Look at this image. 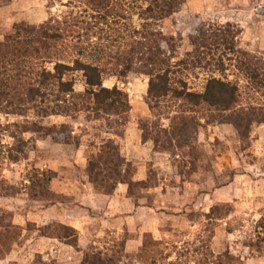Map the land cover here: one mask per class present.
<instances>
[{
  "label": "rangeland",
  "instance_id": "rangeland-1",
  "mask_svg": "<svg viewBox=\"0 0 264 264\" xmlns=\"http://www.w3.org/2000/svg\"><path fill=\"white\" fill-rule=\"evenodd\" d=\"M71 12H84L79 0H0V41L16 25L39 26ZM228 23L240 29L238 47L264 61V0H186L162 28L179 41L183 58L195 29ZM235 74L228 73L232 80ZM205 78L198 71L189 86L200 91ZM76 80L83 93L82 75ZM104 86L128 94L125 125L88 122L84 115L52 117L44 124L69 126L71 143L64 135L30 133L19 164L4 159L13 141L0 131V264H84L86 254L119 251L121 264H227V253L234 264H264V249L251 245L264 237V124L253 126L247 141L237 133V116L194 124L186 139L196 155L172 156L143 139V125L159 121L147 104L149 80L131 74L108 78ZM19 121L24 119L0 114L2 126ZM160 122L169 127V120ZM108 140L146 188L131 194L119 185L109 195L91 183L89 160ZM37 177L49 180L50 194L34 199Z\"/></svg>",
  "mask_w": 264,
  "mask_h": 264
},
{
  "label": "trees",
  "instance_id": "trees-1",
  "mask_svg": "<svg viewBox=\"0 0 264 264\" xmlns=\"http://www.w3.org/2000/svg\"><path fill=\"white\" fill-rule=\"evenodd\" d=\"M79 3L81 14L52 17L39 26L21 23L0 41V114L24 119L0 125L1 133L13 141L4 157L7 162L26 159L30 141L25 136L30 133L64 135L65 143H71L69 126L44 124L52 117L84 115L88 122L117 120L125 125L131 112L128 94L104 83L131 74L149 80L147 104L159 121L143 125V139L152 141L159 152L195 156L196 148L186 139L194 124L214 125L237 116L234 125L245 141L253 126L264 124V61L238 47L241 32L236 25L195 29L189 36L191 51L180 58L179 41L165 34L162 24L186 0ZM198 71L206 76L200 91L189 86V77ZM231 71L236 73L233 80ZM76 75L84 79L83 93L75 89ZM163 118L169 120V127L161 126ZM128 167L119 146L108 140L90 158L87 171L91 183L109 195L119 185H127L131 194L146 188L145 182L134 180ZM48 181L37 177L32 183L34 199L50 194ZM251 245L264 249V237ZM121 255L120 251L86 254L83 263L121 264ZM224 257L227 264H234L229 253Z\"/></svg>",
  "mask_w": 264,
  "mask_h": 264
}]
</instances>
